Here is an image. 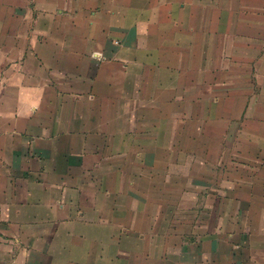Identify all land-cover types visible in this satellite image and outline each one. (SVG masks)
Wrapping results in <instances>:
<instances>
[{"label": "crops", "instance_id": "crops-1", "mask_svg": "<svg viewBox=\"0 0 264 264\" xmlns=\"http://www.w3.org/2000/svg\"><path fill=\"white\" fill-rule=\"evenodd\" d=\"M144 4L0 0V264H264V0Z\"/></svg>", "mask_w": 264, "mask_h": 264}, {"label": "rangeland", "instance_id": "rangeland-1", "mask_svg": "<svg viewBox=\"0 0 264 264\" xmlns=\"http://www.w3.org/2000/svg\"><path fill=\"white\" fill-rule=\"evenodd\" d=\"M136 1L137 2L131 4V0H126V12L129 14L128 9H130L132 6L133 7V9L131 11V12H133L132 14L137 13V16H135V18H133L131 20L132 24H134L136 26L137 31L133 34H128V31L132 28H129L128 30H126V42L134 43V42L144 41L145 39H147V40L151 39L153 42V40H155L154 33L144 32V29L147 28L146 30H149V28H151L153 26V20H155V19L148 20V19H145L144 17H139V12L142 10V6H144V9L146 10L147 13L150 10H152L153 7L144 4V0H136ZM141 22L145 23V25H146L145 28H140L139 24ZM169 53L170 52H168V54ZM182 55L186 56V53L180 51L179 53H177L176 56L181 58ZM230 140L231 139H229V141ZM234 155H235V153H233L232 156H234ZM249 162L250 161L246 157H243V161L228 162L226 164V168L220 174L221 175V181H225V182H227V184H232L235 187L238 185H241L243 187H248L249 184H251V182L255 179L243 177V176L239 175L238 173L240 172V173L245 174V175H253L254 173L258 172L259 176H257V177L260 180L259 181L260 186H264V179H263L264 178V161H260L258 163L257 162L256 163H249ZM216 177H218V176H216ZM247 179H248V181H247ZM218 180H219V178L212 180V183L218 185ZM240 189H243V188L241 187ZM216 190H218V187H216ZM240 195H241L240 198H238V199L235 198L236 202H241V203L243 201H248V202L252 201L253 202L255 199V197H252L251 195H248V194L243 195L241 193ZM220 199H222V197L219 196V194H216V195H214V198L213 197L211 198V201L214 204H217L220 202ZM256 199L259 202H264V196L260 193L256 196ZM202 201L203 200L201 199V202ZM230 201L233 202L234 198L232 197ZM208 214L209 215L211 214L212 218L217 216V213H214V212L213 213L208 212ZM223 215H224V213H223ZM225 216L227 217V215H225ZM234 216H235V214L232 213L231 216H228V220L233 219ZM197 228H199L198 231L201 229L200 228V222H198ZM217 236H218V233L216 235V238H217ZM186 245H187V249H186L187 251H185L186 254H188V251L192 248V246H194V248L196 250L210 251V253L212 255L214 253H216L218 255V253L222 249L220 246L217 247L218 244H214V243L211 244L210 243V246H209L208 243H201V242H199V240H197V241L188 240ZM123 254H125V252H123ZM127 255H128V258H126ZM139 255L140 254L138 251L132 252L131 254H130V252H126V257H123L120 260V264H170L171 262H173L172 264H190L191 263L190 261L194 262L193 264H217V259H213V256L210 258L211 260H209V261H208V259H209V257H208V258H203L205 260H203L202 258L201 259H191L188 262L187 259L180 258V257L178 259H175V260H170V258H167V259H163L161 261L159 259H154L153 257H151V258L147 257L146 259H144L141 256L139 257Z\"/></svg>", "mask_w": 264, "mask_h": 264}]
</instances>
